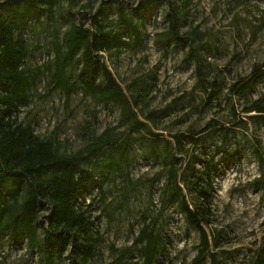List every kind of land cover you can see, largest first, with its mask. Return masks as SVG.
Here are the masks:
<instances>
[{"label":"rangeland","instance_id":"obj_1","mask_svg":"<svg viewBox=\"0 0 264 264\" xmlns=\"http://www.w3.org/2000/svg\"><path fill=\"white\" fill-rule=\"evenodd\" d=\"M139 1L55 0L51 11L31 15L23 30L27 99L15 119L51 140L59 153L86 155L82 166L96 179L82 196L92 221L87 264H144L135 238L146 224L168 242L152 264H200L194 260L198 232L162 193L170 166L180 173L193 163L199 170L206 159L210 199L203 203L187 188L183 195L192 208L203 207L210 251L220 264H254L264 245V112L245 110L264 109V79L243 95L237 87L255 68L264 69V0H162L143 13L139 35L123 34L119 50L101 54L134 120L97 93L77 90L65 101L50 83L54 37L60 40L71 23L90 25L93 15L120 33L117 3L139 23ZM170 13L185 38L182 45L168 33ZM79 66L76 57L67 72L75 74ZM235 150L239 156L224 160V151ZM46 209L38 218L44 225ZM9 231L0 237V264H45L37 246H29L26 236L11 238ZM70 259L66 251L55 264ZM203 263H209L207 254Z\"/></svg>","mask_w":264,"mask_h":264},{"label":"trees","instance_id":"obj_2","mask_svg":"<svg viewBox=\"0 0 264 264\" xmlns=\"http://www.w3.org/2000/svg\"><path fill=\"white\" fill-rule=\"evenodd\" d=\"M54 1L5 0L0 3V237L7 229L15 240L26 236L28 245L37 246L42 252L45 264H55L66 251H69L70 264H87L92 254V244L87 241L92 221L83 208L82 196L93 189L96 179L91 170L82 166L86 155L82 151L59 153L51 140L39 138L30 124L24 125L15 119L17 106L27 99L28 81L23 64L28 48L23 30L31 15L46 9L51 11ZM159 1L162 0L139 1L135 9L139 23L125 12L122 3H117L119 22L124 27L120 33H111L105 29L102 18L93 15L90 25L71 23L60 40L54 37L50 83L53 88L60 89L65 101L77 90L97 93L103 100L117 103L125 118L135 119L123 89L101 54L112 48L119 50L123 34L139 35V26L145 24L142 14ZM166 18L171 39L182 45L185 38L179 35L175 15L170 13ZM76 57L80 60L77 72H67V66ZM261 79H264V69L255 68L238 85L237 93L245 94ZM213 98L215 95L209 101ZM251 110L264 112L259 106L245 111ZM239 155L237 150L222 154L224 160ZM258 158L262 161V157ZM210 164L211 159H206L198 170L192 163L191 169L186 165L180 173L179 168L170 166L162 193L165 201L174 203L186 223L198 232V251L194 260L200 264L220 262L216 253L210 251V238L204 227L207 220L200 216L203 207L192 208L183 189H193L196 196L207 203L213 188ZM43 208H47L45 225L38 219ZM38 226L42 229L40 240ZM135 243L140 244L144 264H152L166 250L168 242L162 232H155L146 224L140 229ZM206 254L209 263H203ZM254 264H264V245L256 252Z\"/></svg>","mask_w":264,"mask_h":264}]
</instances>
